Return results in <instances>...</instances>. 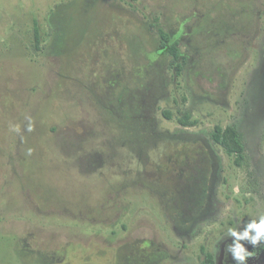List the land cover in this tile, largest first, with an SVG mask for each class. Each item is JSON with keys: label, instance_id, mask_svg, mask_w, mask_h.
<instances>
[{"label": "rangeland", "instance_id": "1", "mask_svg": "<svg viewBox=\"0 0 264 264\" xmlns=\"http://www.w3.org/2000/svg\"><path fill=\"white\" fill-rule=\"evenodd\" d=\"M261 214L264 0H0V264H223Z\"/></svg>", "mask_w": 264, "mask_h": 264}, {"label": "trees", "instance_id": "2", "mask_svg": "<svg viewBox=\"0 0 264 264\" xmlns=\"http://www.w3.org/2000/svg\"><path fill=\"white\" fill-rule=\"evenodd\" d=\"M159 31L161 35V46L165 51L171 54L172 66L174 67L177 75H181L186 56L180 49L178 35L170 34L162 27L159 28ZM165 114L168 117H171L172 115L169 111H165ZM179 121L185 126L197 124L196 120L190 119L189 114H185L180 117ZM211 138L223 149L229 158L234 160L237 165H241L243 163L246 157V143L242 132L236 125H228L224 127L220 124H216L211 131ZM246 244L249 243L246 242ZM246 248L250 252H253V254H257L258 250L264 249V245H261L258 249H254L253 246L249 244ZM202 251L204 253V258L202 259L201 264H215L213 253L204 246L202 247Z\"/></svg>", "mask_w": 264, "mask_h": 264}, {"label": "clouds", "instance_id": "3", "mask_svg": "<svg viewBox=\"0 0 264 264\" xmlns=\"http://www.w3.org/2000/svg\"><path fill=\"white\" fill-rule=\"evenodd\" d=\"M27 119V130L32 131L33 125L31 118ZM10 130L18 132L19 128L17 126H11ZM30 153L31 149H29V154ZM227 235L233 237L234 239L233 242L227 244L224 249L225 258H227L228 255H231L236 264H248V260L253 256V252H250L242 242L247 241L254 249H258L261 245H264V214H261L257 218L248 222L243 230L231 227L228 228Z\"/></svg>", "mask_w": 264, "mask_h": 264}, {"label": "flooded vegetation", "instance_id": "4", "mask_svg": "<svg viewBox=\"0 0 264 264\" xmlns=\"http://www.w3.org/2000/svg\"><path fill=\"white\" fill-rule=\"evenodd\" d=\"M227 244H230V243L227 242ZM245 246H249V244H246ZM257 252H258L257 254H253V256L249 258L248 264H259V263L264 264V249L258 250ZM222 262L223 264H236V262L232 259L231 255H228L227 258H225V251L223 252Z\"/></svg>", "mask_w": 264, "mask_h": 264}]
</instances>
